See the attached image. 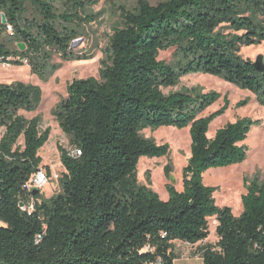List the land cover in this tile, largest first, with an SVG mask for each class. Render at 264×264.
I'll return each instance as SVG.
<instances>
[{"label":"trees","instance_id":"1","mask_svg":"<svg viewBox=\"0 0 264 264\" xmlns=\"http://www.w3.org/2000/svg\"><path fill=\"white\" fill-rule=\"evenodd\" d=\"M97 1L0 0V59L26 58L31 72L45 79L48 68L56 67L54 54L90 58L76 54L71 44L79 34L80 13ZM1 13L12 35L5 32ZM119 15L98 76L73 78L53 109L79 153L58 146L65 169L60 191L48 198L35 194L30 212L19 203L28 202L24 185L41 166L38 151L50 128L41 131L40 117L19 113L37 107L38 86L0 83V264H151L157 259L174 264V242L205 240L209 218L216 220L217 241L201 247L199 264H264V181L245 183L238 216L215 203L217 187L202 182L207 169L245 160L243 141L257 121L237 118L209 138V124L225 111L228 99L199 116L219 99L218 92H164L185 75L203 73L255 92L264 104V72L239 54L242 46L264 41V0H137L132 10L119 6ZM172 48L174 64L158 58ZM161 126L188 127L190 135L181 190L170 182V166L163 168L166 200L140 184L136 172L141 156L168 154V144L141 133Z\"/></svg>","mask_w":264,"mask_h":264},{"label":"rangeland","instance_id":"2","mask_svg":"<svg viewBox=\"0 0 264 264\" xmlns=\"http://www.w3.org/2000/svg\"><path fill=\"white\" fill-rule=\"evenodd\" d=\"M137 0H98L97 3L89 6L79 20V34L74 39L71 47L76 54L88 55V59H63L54 54L51 64L56 67H49L51 72L45 79L32 73L26 64L0 65V83L21 81L36 85L41 90V98L37 107L33 110H20L19 113L26 118L40 117L39 129L42 131L47 127L50 133L47 141L39 149L42 161L40 167H48L58 177L51 178L42 188L40 195L48 198L60 191L59 179L65 169L59 158L58 146L70 150L68 136L62 132L53 114V109L66 97L67 84L73 78H86L98 76L100 61L105 59V51L109 35L113 28L119 27L121 23L119 6L132 10ZM161 0H148L150 4H156ZM5 35V34H4ZM239 54L242 57L254 61L260 54L264 59V41L249 46H242ZM160 60L174 64L177 57L174 49L162 50L158 54ZM195 89L202 92L216 91L220 94L219 99L208 106L199 116H206L219 109L223 105V97L228 99V107L225 111L216 116L209 124L207 136L212 138L216 129L228 122H233L240 117H248L255 120L247 138L243 143L247 146V155L244 161L231 164L225 167H212L207 169L202 176L205 185L215 186V203L219 206H229L232 213L238 216L242 212L241 196L246 192L245 183L256 179L264 181V104L260 103L255 92L236 86L218 76L196 73L188 74L180 78L177 85L164 89L165 93L175 90ZM244 102V105L237 104ZM209 130L211 132H209ZM4 128H0V138ZM141 133L152 138L157 144H168V154L162 157L141 156L137 164V178L140 184H144L158 193L161 199L168 198L165 188L166 179L163 168L170 166V182L178 189H182V168L190 156V135L189 128H177L174 126H161L156 129H143ZM22 143V137L18 144ZM46 169V168H45ZM149 177V182H147ZM216 220L209 218V236L195 244L175 241L173 253L174 264H199L201 262V247L206 244H214L217 241L215 235Z\"/></svg>","mask_w":264,"mask_h":264},{"label":"built area","instance_id":"3","mask_svg":"<svg viewBox=\"0 0 264 264\" xmlns=\"http://www.w3.org/2000/svg\"><path fill=\"white\" fill-rule=\"evenodd\" d=\"M5 27V32L12 35L13 29L11 25L9 24H4ZM9 60H16V61H21L23 64L27 65V59L26 58H21L19 55L16 56H11L8 57L6 60L0 59V65L9 67L11 63ZM79 152L76 149H71L69 151L70 155H76ZM58 176L54 172H48L47 169L43 167H39L35 172H33L28 180L26 181L24 185V189L29 193V198L28 202L26 204H23L21 209L26 210L27 212H30L34 209L36 200L34 198V195L31 194V192L34 189H37L38 192L44 188V186L50 181L51 178H57ZM151 264H163L161 260L157 259L153 261Z\"/></svg>","mask_w":264,"mask_h":264},{"label":"water","instance_id":"4","mask_svg":"<svg viewBox=\"0 0 264 264\" xmlns=\"http://www.w3.org/2000/svg\"><path fill=\"white\" fill-rule=\"evenodd\" d=\"M1 22L3 24L6 23V19H5V15L3 13H1ZM74 41L71 44V47L73 46ZM17 47L19 48V50L23 51L25 49V45L22 42H18L17 43ZM252 63V67L254 68V70H256L257 72L263 73L264 72V59L262 55H258L254 61L251 62ZM38 193L37 189H34L31 194L35 195ZM19 206L22 207L23 206V202L19 203Z\"/></svg>","mask_w":264,"mask_h":264},{"label":"bare ground","instance_id":"5","mask_svg":"<svg viewBox=\"0 0 264 264\" xmlns=\"http://www.w3.org/2000/svg\"><path fill=\"white\" fill-rule=\"evenodd\" d=\"M209 132H211V131L209 130ZM203 178H204V181H205L206 179H205L204 175H203Z\"/></svg>","mask_w":264,"mask_h":264}]
</instances>
